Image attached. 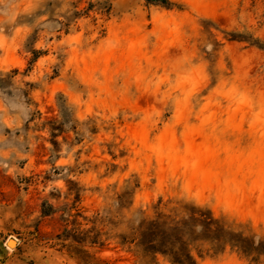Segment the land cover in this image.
<instances>
[{
  "label": "rangeland",
  "instance_id": "374dc122",
  "mask_svg": "<svg viewBox=\"0 0 264 264\" xmlns=\"http://www.w3.org/2000/svg\"><path fill=\"white\" fill-rule=\"evenodd\" d=\"M251 1L0 0V264H135L107 221L159 198L264 236V51L226 35L264 38Z\"/></svg>",
  "mask_w": 264,
  "mask_h": 264
},
{
  "label": "trees",
  "instance_id": "16d2710c",
  "mask_svg": "<svg viewBox=\"0 0 264 264\" xmlns=\"http://www.w3.org/2000/svg\"><path fill=\"white\" fill-rule=\"evenodd\" d=\"M252 5L259 2L262 13L259 15V28L264 27V0H252ZM229 41L242 43L264 51V38L254 35L244 28L242 31L226 33ZM136 187V186H134ZM126 193L118 196L120 209L127 210L131 201L125 206ZM45 206V205H44ZM43 207V214L49 209ZM148 214L138 209L129 216L117 212L107 221L116 228H123L114 235L117 244L127 247V251L137 257L135 264H158L161 256L170 264H198L197 258L217 256L228 247L243 258L248 264H264V236L256 238L249 226L227 221L224 217L215 218L209 209L183 200H167L161 198L152 205ZM101 219L104 222L105 217ZM116 220V221H115ZM97 232V245L101 247L103 240ZM96 244L95 241H91ZM82 264H105V261L93 257L87 250H80Z\"/></svg>",
  "mask_w": 264,
  "mask_h": 264
},
{
  "label": "bare ground",
  "instance_id": "6f19581e",
  "mask_svg": "<svg viewBox=\"0 0 264 264\" xmlns=\"http://www.w3.org/2000/svg\"><path fill=\"white\" fill-rule=\"evenodd\" d=\"M11 240H12V239H11ZM8 241H9V240H8ZM8 244H9L10 247H12V246H14L15 242H14V241H10Z\"/></svg>",
  "mask_w": 264,
  "mask_h": 264
},
{
  "label": "water",
  "instance_id": "95a60500",
  "mask_svg": "<svg viewBox=\"0 0 264 264\" xmlns=\"http://www.w3.org/2000/svg\"><path fill=\"white\" fill-rule=\"evenodd\" d=\"M11 241V239H9V241H7V244Z\"/></svg>",
  "mask_w": 264,
  "mask_h": 264
}]
</instances>
